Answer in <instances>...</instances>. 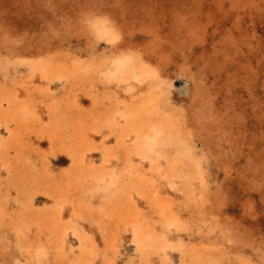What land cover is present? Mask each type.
I'll list each match as a JSON object with an SVG mask.
<instances>
[{"label": "rangeland", "instance_id": "rangeland-1", "mask_svg": "<svg viewBox=\"0 0 264 264\" xmlns=\"http://www.w3.org/2000/svg\"><path fill=\"white\" fill-rule=\"evenodd\" d=\"M0 264H264V0H0Z\"/></svg>", "mask_w": 264, "mask_h": 264}, {"label": "bare ground", "instance_id": "bare-ground-1", "mask_svg": "<svg viewBox=\"0 0 264 264\" xmlns=\"http://www.w3.org/2000/svg\"><path fill=\"white\" fill-rule=\"evenodd\" d=\"M116 58H117V57H116ZM119 59H120V58H118V60H119ZM121 59H122V58H121ZM124 59H125V58H124ZM124 59L119 60V61L116 60V65L113 67V68H114V70H113V71H114V72H113L114 74L116 73V74H120V75L123 74V75H124V74H126L127 72H131V73L134 72V71L132 72V70L135 69V67H134L133 64L130 63L131 61H130V62L127 61L128 59L125 61ZM111 63H114V62H111ZM113 73H112V74H113ZM143 111H145V110H143ZM143 111H142V112H143ZM142 118H143V117H142ZM141 121H142V120H141ZM141 121H140V122H141ZM149 123H151V122H149ZM141 124H142V123H141ZM145 124H146V123H145ZM145 124H144V125H145ZM142 125H143V124H142ZM153 125H154V124H153ZM157 125H158V124H157ZM157 125H156V126H157ZM161 126H162V125H161ZM144 127H145V126H143L142 129H139V130L143 131ZM153 127H154V126H153ZM157 127H159V126H157ZM140 128H141V127H140ZM146 128H147V127H146ZM146 128H145L144 130H146ZM152 129H153V128H152ZM155 129H156V128H155ZM155 129H154V130H155ZM172 129H173V128H172ZM141 131H140L139 133H141ZM152 132H153V131H152ZM177 132H178V131H177ZM143 133H144V131H143ZM150 133H151V132H150ZM160 133H161V132H160ZM145 134H146V132H145ZM155 134H156V133H155V131H154L153 136H150V137L147 136V137L149 138L148 140H151V142L154 141L153 139L156 138V135H155ZM127 135H129V134H127ZM141 135H142V134H141ZM160 135H162V134H160ZM170 135H172V134H170ZM176 135H177V134H176ZM138 136H139V135H138ZM161 137H162V136H161ZM136 138H137V137H136ZM139 138H140V136H139ZM143 139H144V137L141 136V140H140V142H141ZM125 142H126V141H125ZM142 142H144V141H142ZM155 143H156V142H155ZM151 144H152V143H151ZM182 144H183V143H182ZM124 145H125V144H124Z\"/></svg>", "mask_w": 264, "mask_h": 264}]
</instances>
